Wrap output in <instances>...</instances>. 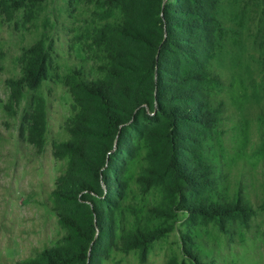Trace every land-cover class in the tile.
I'll return each instance as SVG.
<instances>
[{
    "label": "trees",
    "instance_id": "16d2710c",
    "mask_svg": "<svg viewBox=\"0 0 264 264\" xmlns=\"http://www.w3.org/2000/svg\"><path fill=\"white\" fill-rule=\"evenodd\" d=\"M47 1L0 0V12L32 23ZM65 1L78 63L55 69L46 25L20 49L19 75L5 80V107L30 98L21 126L37 150L45 143L43 83L56 81L70 98L66 137L51 144L52 157L65 161L49 191L62 234L12 264H101L112 251L145 263L180 216L182 258L166 264H205L204 230L232 242L264 217V168L253 198L255 174L231 180L238 159L264 164V0Z\"/></svg>",
    "mask_w": 264,
    "mask_h": 264
},
{
    "label": "rangeland",
    "instance_id": "374dc122",
    "mask_svg": "<svg viewBox=\"0 0 264 264\" xmlns=\"http://www.w3.org/2000/svg\"><path fill=\"white\" fill-rule=\"evenodd\" d=\"M45 6L46 11L40 12L32 23H22L20 13L14 15V19L6 20L0 12V264L33 257L42 248L52 246L62 234L51 210L49 191L54 187L55 178L64 170L65 161L52 157L51 144L66 137L64 122L70 112V98L65 88L54 80L44 82L40 88L46 111L45 143L41 150L26 141L21 126V116L29 109L28 94L23 95L17 106L5 107L9 96L5 80L19 75L16 58L20 49L38 38L43 26L47 25L46 29L51 31L58 72L66 71L80 60V54L69 47L72 33L68 28L73 19L67 17L66 1L48 0ZM48 16L50 24L45 21ZM231 122L230 119L225 125L229 149L236 145L229 126ZM248 133L250 142H256L255 120L251 121ZM249 163L244 166L238 159L232 166L231 180L238 185L240 179L255 174L253 198L261 192L264 164L260 162L252 167ZM182 219L180 216L174 231L153 244L145 263H140L134 252L112 251L101 264H166L172 255L181 259ZM131 222L132 218L128 217L127 226ZM198 249L205 264H264V217L257 218L243 236L235 235L232 242H226L219 232L209 227L202 232Z\"/></svg>",
    "mask_w": 264,
    "mask_h": 264
}]
</instances>
